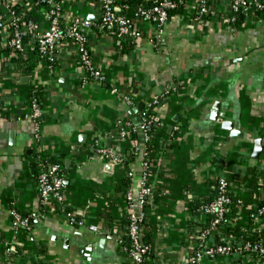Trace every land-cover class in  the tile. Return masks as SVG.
Listing matches in <instances>:
<instances>
[{"label":"crops","instance_id":"crops-1","mask_svg":"<svg viewBox=\"0 0 264 264\" xmlns=\"http://www.w3.org/2000/svg\"><path fill=\"white\" fill-rule=\"evenodd\" d=\"M187 2L161 31L135 18L131 26L141 35L126 51L115 44L110 30L93 28L89 49L104 81L86 75L67 40L55 48L53 70L42 62L32 74L21 72L22 64L10 60L7 51L0 61V243L20 251L7 263L0 251V264H133L118 242L127 202L115 186L128 175L137 196L144 135L138 131V140L131 135L120 141L117 132L138 127L146 102L175 82L177 91L151 109L159 130L153 155L162 175L159 203L149 211L153 264H188L187 256L202 243L196 231L208 221L202 208L192 212L191 204L214 198L219 176L228 178L232 197L226 227L252 223L264 235V214L257 213L264 200V148L257 159L251 157L255 137L264 145V20L198 25L190 18L194 0ZM41 10L33 22L37 32L48 24ZM100 12V4L92 1L63 0L61 20L90 15L94 22ZM0 47H6L4 39ZM30 86L44 93L37 126L21 118ZM213 112L217 120L211 118ZM222 120L233 121L242 135L229 137ZM96 140L118 161L100 156ZM43 157L62 160L64 199L85 225L70 224L51 197L41 198L37 172ZM11 207L31 217L30 230L13 229ZM105 213L112 222H104ZM90 223L96 231L88 228ZM223 231L219 227L217 240L210 235L208 241H240ZM242 259L207 255L199 264H240Z\"/></svg>","mask_w":264,"mask_h":264},{"label":"built area","instance_id":"built-area-1","mask_svg":"<svg viewBox=\"0 0 264 264\" xmlns=\"http://www.w3.org/2000/svg\"><path fill=\"white\" fill-rule=\"evenodd\" d=\"M4 5L9 7L13 4V0H3ZM48 5L45 10V17L48 18V24L42 32L36 31V25L34 23H27L25 25H19L18 17L15 16L11 10L10 15L7 18L0 13V29L4 30L5 45L15 51H23V37L27 35H34L37 40L38 49L41 53L47 56L51 63L46 66L53 70L55 62L54 51L58 43L63 40H67L75 46L78 56V62L84 69L87 76L97 81H104L105 76L103 72L94 64L93 56L89 49V35L93 29V21L86 17H75L67 23L62 22V8L63 4L56 0H40ZM92 3L100 4L101 12L99 17L98 28L102 30L105 27H114L118 35H125L130 39H135L141 35L140 31L131 27L128 24L126 18L116 11L113 0H91ZM209 0H194L195 7L191 9V17L197 24L203 25V15L208 12L207 2ZM230 11L238 13L240 11H246L251 5L256 8H262V4L258 0H229ZM177 3L174 0H153L152 4L145 6L139 5L137 8V17L145 21L150 22L157 31H161L164 25L169 20V11L174 9ZM188 6V2H185V7ZM220 10L225 9V5L222 3L218 6ZM234 18V17H232ZM7 21H10L7 23ZM177 88L174 84L167 87L159 96H155L146 102L143 111L141 112V121L138 127H120L117 132V139L125 141L131 137L134 130L142 131L145 140L150 139L149 130L153 123V116L151 109L160 101V98L169 93H174ZM1 112V105H0ZM41 116V108L39 100L31 96L27 103L26 110L22 113L21 118L32 120L37 126L39 121L37 120ZM180 124L175 125L178 128ZM35 131H39V127H34ZM97 140L94 143L96 146V152L104 159L109 161H118V158L110 153L104 147H97ZM45 158V157H43ZM44 159H40L41 165H43ZM61 164H53L48 171H41L37 175L38 189L42 199L51 197L56 202L58 209L64 218L72 225H85L87 222L78 218L70 206L64 199L65 183L62 175H60ZM148 176L147 161L143 163L142 181L137 192V201L133 200V194L131 191L126 193L125 199L129 208L133 211L130 213L129 223L127 225L126 233L130 239L129 258L133 264H141L143 255L150 251L149 245L143 244L141 241L140 224L144 215L142 208L146 202L147 196L151 193V187L149 184H145ZM232 203V197L230 192V185L226 176H219L216 179V194L213 199L203 206V211L206 214L213 216L210 221V227L200 231L202 243L200 247L186 258L188 264H199L201 259L207 255H217L219 257L225 256L231 258L235 255L237 258L242 259L240 264H262L264 261V243H252L241 242L235 243H210L207 236L210 234V230L215 229L224 217L229 212V207ZM136 205V209L134 208ZM137 210V212H135ZM257 213L264 214V202L261 206L257 207ZM10 224L14 230L18 227L24 230H30L31 224L28 216H24L21 211L15 207H11L9 210ZM88 228L92 231L97 230L95 224H88ZM120 243V240L118 239ZM8 243V242H6ZM5 243V245H7ZM10 247L7 248L10 251ZM259 254V257H256Z\"/></svg>","mask_w":264,"mask_h":264},{"label":"trees","instance_id":"trees-1","mask_svg":"<svg viewBox=\"0 0 264 264\" xmlns=\"http://www.w3.org/2000/svg\"><path fill=\"white\" fill-rule=\"evenodd\" d=\"M14 3L10 4L9 7L0 4V13L4 16V18H7L10 15V11L12 10L15 14V16L18 17L19 20V25H25L29 22L33 23L37 17L35 12L39 8H42L40 11L41 13L44 14L45 10L48 8V5L46 3L41 2L40 0H13ZM59 1L63 4V0H56ZM91 1V0H88ZM177 3V6L174 9H171L169 11V16L171 17L174 14H180L184 11L185 8V2L187 0H174ZM262 4V8H256L253 5H251L246 11H240L238 13H233L231 11H227L226 9L219 10L217 7L221 4L222 0H209L207 2V8L208 12L203 15V20L204 22L211 21V20H216V21H224L232 26H235L238 23H242L245 18H252L254 20H264V0H258ZM153 0H113V5L116 9L117 12L122 14L126 20L128 21V24L131 26L133 25V21L135 18H137V8L139 5L143 4L145 6L151 5ZM63 12V8H62ZM234 17V18H232ZM10 21H7V23ZM99 25V19L93 22V28L95 30H100L98 28ZM132 27V26H131ZM4 30L5 29H0V42L4 38ZM103 31L110 30L113 40L115 44L118 47H122V50H128L131 47L134 46V42L132 39L125 35H118L116 29L114 27H105L102 29ZM33 39L35 41H33ZM90 39V36H89ZM23 44L24 48L23 51H15L10 49L8 46L5 48L0 47V61H4L6 59L5 55H7V51L9 50V55L11 56L10 60L17 64H22V69L21 72H28V74H32V72L40 65L42 62L43 63H51L49 59L47 58L46 55L41 53L38 49L37 45V40L35 39L34 35L30 34L27 36L23 37ZM27 45V47H25ZM53 62L52 64H54ZM1 68V65H0ZM176 86L177 83L175 82ZM30 94L31 96L36 97L38 100L43 96V92L41 90H38L34 86H30ZM137 132L138 130H134L132 136L134 139L138 140L137 137ZM150 139L145 140L143 138L142 142V151H141V159L142 162L147 161V171H148V176L145 184H149L151 187V193L147 196L146 202L142 208V211L144 212L141 224H140V233H141V241L143 244L149 245L150 251L143 255L141 264H153V252L151 248V242H152V237H153V220L152 216L149 213L151 209H154V204L159 203V197L160 194H162V187H161V178L162 175L160 174L159 171H157L158 167V159L155 158L153 155V149L156 147V137L159 134V130L157 127V121H153L150 130ZM99 143V142H98ZM101 146L100 144L97 145ZM96 148V146H95ZM140 151V147H139ZM138 151V153H139ZM110 153H112L110 151ZM114 155V154H113ZM132 157V155L130 156ZM121 160H123L121 158ZM126 162V161H125ZM53 164H61L62 168L60 170V175H62L64 179V167L62 160L58 157H49V158H44L43 165L41 167H38V172L37 175L45 170L48 171L50 166ZM132 188V177L128 175H124L123 177L120 178L118 184L115 186V192L118 197H124L126 196V193L131 191ZM211 199L213 198H208L205 200L204 203L202 202H194L192 205V212H202L203 207L206 203H208ZM133 202V200L130 202V204ZM264 200L259 202V206L263 204ZM129 204V203H128ZM127 204V211H124L122 214V229L123 233L118 237L120 240V246L122 247L123 251L127 256H129V248H130V239L126 233L127 230V225L129 223V218H130V213L133 211L132 206L131 209L129 208V205ZM201 205V206H199ZM199 206V209H197ZM202 208V210L200 209ZM197 209V210H196ZM196 210V211H195ZM23 214V213H22ZM25 216V214H23ZM26 216L29 217V220L31 222V217L26 214ZM227 215L224 217V219L220 222V224L215 228L210 230V234L207 236L209 238L210 235H213L215 241L217 240V230L219 227H223L224 229V235H233L237 237V240H240L241 242H252V243H264V235H260L257 231V229L250 223L248 226L243 227L240 225H237L235 227H226L225 225V220H226ZM79 218V217H78ZM213 216L210 214H207V219L208 221L205 222L204 227L199 229V231H196L197 236L200 233V231L207 229L210 227V221L212 220ZM104 222L110 223L111 218L109 213H105L103 217ZM252 222V221H251ZM17 231H26L21 227L17 228ZM200 241L205 240L201 239V237H197ZM206 238V239H207ZM222 243H227L228 241L222 240L220 241ZM219 242V243H220ZM218 243V241L216 242ZM10 247V251L7 250V248ZM0 251L3 253V256L6 258L4 259L5 263L10 262L14 259L16 256V253L20 251V249L17 248L15 249L14 245L12 244H7V245H2L0 243ZM259 254H256V257H259Z\"/></svg>","mask_w":264,"mask_h":264},{"label":"water","instance_id":"water-1","mask_svg":"<svg viewBox=\"0 0 264 264\" xmlns=\"http://www.w3.org/2000/svg\"><path fill=\"white\" fill-rule=\"evenodd\" d=\"M222 3L226 6V10L230 11L229 0H223ZM93 18L94 17H92L90 15L88 16V19H90V20H93ZM138 107H139V110H141L142 109V103H140ZM211 114H212L211 118H213L215 120L218 119V113L213 112ZM139 125H140V123L137 126H139ZM221 126H222L223 129L228 130L229 137H233L234 138V137L242 135V131H240L239 129L234 127V123L231 120H222L221 121ZM140 135L141 136L144 135L142 131H140ZM162 144H164V141H163ZM263 148H264V145L262 143V139L260 137H255L254 141H253L251 157L254 158V159H257L259 157L260 153L262 152ZM108 151L110 152V150H108ZM106 166L109 167L110 163H107ZM138 190H139V185H138L137 189H135V192H137ZM133 201H134V203H136V201H137V196L136 195H133ZM134 208L136 209V205H134ZM135 212H137V210H135Z\"/></svg>","mask_w":264,"mask_h":264}]
</instances>
